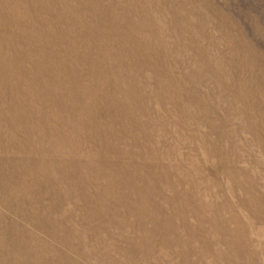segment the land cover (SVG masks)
<instances>
[{"label": "rangeland", "instance_id": "obj_1", "mask_svg": "<svg viewBox=\"0 0 264 264\" xmlns=\"http://www.w3.org/2000/svg\"><path fill=\"white\" fill-rule=\"evenodd\" d=\"M0 264H264V0H0Z\"/></svg>", "mask_w": 264, "mask_h": 264}]
</instances>
